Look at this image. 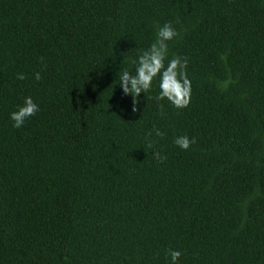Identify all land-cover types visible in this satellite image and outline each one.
Listing matches in <instances>:
<instances>
[{
    "label": "trees",
    "instance_id": "16d2710c",
    "mask_svg": "<svg viewBox=\"0 0 264 264\" xmlns=\"http://www.w3.org/2000/svg\"><path fill=\"white\" fill-rule=\"evenodd\" d=\"M166 22L190 103L157 102V77L132 112L119 73ZM25 97L39 111L13 127ZM168 249L264 264V0H0V264H171Z\"/></svg>",
    "mask_w": 264,
    "mask_h": 264
},
{
    "label": "clouds",
    "instance_id": "9594fccd",
    "mask_svg": "<svg viewBox=\"0 0 264 264\" xmlns=\"http://www.w3.org/2000/svg\"><path fill=\"white\" fill-rule=\"evenodd\" d=\"M180 33L171 23H165L157 30L155 41L147 48L140 50L138 58L131 61L136 65L135 71L123 70L119 73V83L124 95L132 96V112L137 111L139 96L148 93L152 87V82L159 77V93L154 99L159 102L167 99L175 108H186L191 98V81L186 72L187 58L173 55L165 65L168 58V41L179 36ZM20 80L26 77L22 73L17 74ZM36 80L41 79L39 72L34 73ZM160 113L163 115V105H159ZM39 111V106L31 97H25L24 103L16 111L10 113V118L14 122L13 127L20 128L26 119L35 115ZM155 135L163 137L164 132L160 129H154ZM152 133H148L151 135ZM174 143L180 148L187 150L192 144L196 143L195 137L189 139L187 135L177 136ZM148 148H153V142L149 141ZM154 159L163 162L167 159L159 151L152 152ZM167 254L171 258V264H177L181 252L179 250L168 249Z\"/></svg>",
    "mask_w": 264,
    "mask_h": 264
}]
</instances>
